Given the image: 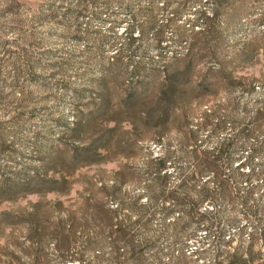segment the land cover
Listing matches in <instances>:
<instances>
[{
    "label": "rangeland",
    "instance_id": "obj_1",
    "mask_svg": "<svg viewBox=\"0 0 264 264\" xmlns=\"http://www.w3.org/2000/svg\"><path fill=\"white\" fill-rule=\"evenodd\" d=\"M146 1L141 5L147 7ZM155 1L159 7L165 2ZM70 6L67 0H0V139L4 147L0 150V264H79V260H66L71 257L110 264L108 256L95 261L98 247L88 251L94 233L83 228L86 203L102 195L101 186L110 187L119 172L130 177L129 167L140 169L149 148L158 151L153 135L160 115H153L147 123L140 118L144 114L141 110V116L133 122L122 109L123 95L146 79L160 83L165 63L175 53L185 52L186 39L183 47L178 46L176 28L189 33L197 23L196 11H211L206 0H197L185 9L175 26L165 29L162 47L152 30L144 37L139 35L135 46L128 48L126 37L120 35L132 18L116 7L113 21L123 25L117 35L110 33V22L91 23L93 29L103 32L105 44L100 48L78 42L68 32L61 17ZM48 7L56 10L54 19L47 18L50 22L39 25L35 22L37 15L52 17ZM233 11L229 18L218 20L217 40L235 80L229 92L209 97L207 105L216 107L233 99L253 107L256 101H264V0H247ZM168 14L155 13L158 26L173 16ZM116 58L123 59L125 68L113 69L116 74L122 73L124 80L111 86L112 111L85 127L77 138L71 129L78 114L87 113L94 103L93 81ZM79 90L88 94L81 102L75 94ZM111 128L115 131L106 142L109 150L102 153L98 164L73 170L59 159L49 162L55 151L89 144ZM42 178L67 182L59 192L47 191L39 181ZM254 185L256 199L261 202L264 176ZM125 190L139 193L141 188L128 184ZM164 226L161 216L151 224L148 236L155 237L156 244L147 247L146 264H185L184 260L170 258L171 253L178 255L183 250V241H175L172 232L157 238ZM69 230L73 234L68 248L62 233ZM197 247L196 241H191L186 252L192 253ZM263 248L259 244L255 251ZM106 252H110L109 247ZM193 261L188 260L189 264H210Z\"/></svg>",
    "mask_w": 264,
    "mask_h": 264
},
{
    "label": "trees",
    "instance_id": "obj_2",
    "mask_svg": "<svg viewBox=\"0 0 264 264\" xmlns=\"http://www.w3.org/2000/svg\"><path fill=\"white\" fill-rule=\"evenodd\" d=\"M67 1L71 6L61 19L76 41L100 48L105 44L102 30L91 26L93 20L110 22V33L117 35L123 27L113 21L117 7L132 18L120 35L126 37L125 46L132 48L139 35L144 37L152 30L162 47L165 29L175 26L197 0H165L161 7L155 0H147V7L141 5L143 0ZM245 1L206 0L211 11H196L197 23L189 33L176 28L177 44L183 47L186 39V48L165 63L164 79L158 84L143 80L123 95L122 109L133 122L141 110L144 114L140 118L147 123L153 115H160L153 135L158 151L149 148L140 169L129 167L130 177L119 172L110 187L101 186L102 195L86 203L83 228L94 233L88 251L99 248L96 262L108 256L110 264H146L147 247L156 244L148 233L154 219L161 216L165 226L157 238L172 232L175 241L184 242L183 250L178 255L171 253V259L184 260L185 264L188 260L194 263V259L210 264H264V248L255 251L259 244L264 247V197L261 202L256 199L254 185L264 176V101H256L253 107L233 99L216 107L207 105L209 97L229 92L235 80L217 40V22L222 16L229 18ZM48 8L52 17L37 15L39 25L50 22L47 18L54 19L56 10ZM158 11L173 16L158 26ZM124 66L122 58L109 61L93 81L94 103L87 113L78 114L71 129L77 138L85 127L112 111L111 86L124 80V75L113 69ZM138 69L139 65L135 71ZM75 94L80 102L88 96L86 90ZM115 128L103 131L89 144L55 151L49 162L59 159L73 170L98 164L102 153L109 150L106 142ZM3 148L0 139V150ZM39 181L45 190L57 192L67 182L55 178ZM128 184L141 191L128 192ZM72 234L73 230L62 233L68 248ZM191 241L198 247L189 253L186 245ZM66 260L93 264L73 257Z\"/></svg>",
    "mask_w": 264,
    "mask_h": 264
}]
</instances>
